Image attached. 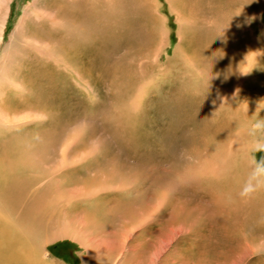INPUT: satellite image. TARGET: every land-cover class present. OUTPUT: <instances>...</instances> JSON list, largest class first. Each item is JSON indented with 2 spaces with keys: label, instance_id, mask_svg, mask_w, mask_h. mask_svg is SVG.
I'll use <instances>...</instances> for the list:
<instances>
[{
  "label": "rangeland",
  "instance_id": "obj_1",
  "mask_svg": "<svg viewBox=\"0 0 264 264\" xmlns=\"http://www.w3.org/2000/svg\"><path fill=\"white\" fill-rule=\"evenodd\" d=\"M9 1L0 110L13 129L0 135V158L12 178L11 191L0 189V215L31 231L44 264H264V230L245 206L260 191L242 196L245 183L225 191L217 186V197L213 182L199 177L210 171L209 156L237 176L245 173L246 159L251 173L264 164L261 134H250V125L264 120V91L257 90L264 85V0L223 7L201 0V10L183 9L180 0ZM235 29L242 31L239 41L259 37L251 52L263 60L249 76L250 94L225 104L236 118L233 134L244 139L197 156L180 147L179 163L170 153L171 91L182 85L178 79L202 76L216 87L219 74L208 68V60H216L211 40ZM39 68L45 94L32 93L23 103L11 82L35 87L29 76ZM49 70L58 79L54 89ZM236 82L221 96L229 100ZM62 223L87 237L91 253L85 241L54 234ZM228 238L236 242L234 251L227 252ZM238 243L252 250L240 252Z\"/></svg>",
  "mask_w": 264,
  "mask_h": 264
},
{
  "label": "bare ground",
  "instance_id": "obj_2",
  "mask_svg": "<svg viewBox=\"0 0 264 264\" xmlns=\"http://www.w3.org/2000/svg\"><path fill=\"white\" fill-rule=\"evenodd\" d=\"M8 1L9 0H0V12H2V20L0 21V44L3 41L6 23L8 21L9 15H10L9 14L10 13V5L8 6ZM235 1L236 0H219V3L217 1H216V3H218L217 5H219L220 7L221 6L223 7V6H230V5L234 4ZM200 2H201V0H191V1L190 0H180L181 7H182V5L184 6V8L189 6L191 8V10H192V6H195L197 9L200 8V10H201L203 8V4L198 6V3H200ZM208 3H210L212 5V3H214V2L212 1V2H208ZM178 5H180V4H178ZM213 8H216V7H212L209 9H210V14L214 15L215 11L213 10ZM180 13L183 14V10ZM51 14H50V16H51ZM185 14H183V15H185ZM187 15H186V17H187ZM179 16H181V15H179ZM186 17L184 19H186ZM52 19H53L52 21L54 23H56V19L55 18H52ZM186 23H188V22H186ZM190 23H192V22H190ZM190 23H189V25H190ZM186 25H188V24H186ZM237 31L238 30L235 29L234 32H236V33H233L232 35L229 34L228 37H226V38L217 37L218 39L211 40L212 43L214 44L215 48L217 47V49L214 51L215 55H216V60H210L209 59L208 60L209 61L208 62V64H209L208 68H209V70L210 69L215 70L214 72H217L219 74V78H218L219 82H218L216 87L213 88L209 83L206 82V80L204 78L202 79V77H203L202 76L201 80H196L197 79L196 77L192 81H189V80L187 81L186 80L187 78H185L184 80L178 79L182 82V85L178 84L179 86L177 85L176 87H174V90L171 91L173 93L169 97L168 105L166 104L167 107L169 108L170 118L172 121L171 122L172 128L170 130V141H171V145H170L171 146V152L170 153H171V157H173V160L179 158V163L181 162V159H180V157L176 156V153H177L178 148H180V147H183L182 149L184 150L186 156H190L193 154L195 156H197L203 152H207L210 154L218 146L225 145L226 142L229 141L230 139L232 140V142L234 140L235 141H237V140L241 141V139L243 141V139H244V138H242L241 133L233 134L232 130H233V127L236 123V118H235L234 114H229L226 111L225 104L226 105L228 104V106H229L234 100L236 101V99L238 97H240L239 95L243 94L244 96H246V95L248 96L250 94V89H251L250 87L251 86L248 82L249 76H251L252 73L254 74L255 72H258L261 69L260 66H261L263 60H261V61L257 60V57H255V53L251 52L252 47H254V46L257 47V42H258L259 37L252 36L251 40L246 39V38H240V41H239L238 40L239 35H240V32H242V31H238V32ZM199 32L201 33V31H199ZM189 33H188V35H190ZM164 38H165V36H164ZM200 39H202V38H200ZM197 42L199 43V41H197ZM93 45H94V42H93ZM83 46H85V45H83ZM191 46H193V45L191 44ZM98 48H99V46H98ZM191 49H193V48H191ZM195 49L198 50V48H196V47H195ZM200 53H201V51H200ZM90 54H92V53H90ZM247 56H249L248 60H243ZM260 56L261 55H259L258 57H260ZM1 60H4V59H1ZM84 61H87V60H84ZM193 64H195V63H192V61H190L189 65L196 66V64L195 65H193ZM177 65H179V64H177ZM185 65H187V64L185 63ZM192 66H190L191 72H192ZM203 66H205V65L203 64ZM180 67H182V66L180 65ZM198 67H197V70L199 69ZM200 67H202V66L200 65ZM179 69H181V68H179ZM250 69H253V70L246 75L240 73L241 70L247 71ZM43 71H44V69L39 68V69H36V71L33 70L31 72L30 76L28 75L29 80H30V82L28 81L29 84L32 85L33 83H37V85L35 87L32 85V87L27 89V86H26V88H24L25 85L23 86V84L21 87V85H16L15 82H11L13 87H15L14 91L17 94V96H19L20 99L24 100L23 103L26 100L32 99V97H30V94H32V93H34V94H40V93L45 94L46 89H42V87H44V86L42 84H40L41 80L39 81L40 77H38V75L43 74ZM5 72H6V66L4 64L0 65V84L2 82V79H4L6 77ZM51 73L52 72L50 70L48 72L46 71V76H47V79L51 82L50 86L54 89L55 86H53V84L58 79L55 80V76L51 75ZM169 73H171V72H169ZM198 73H200V72H198ZM263 73H264V68L261 71V74H263ZM44 74H45V71H44ZM174 77H175V75H174ZM233 80H237V82L235 83V85L233 86V88L231 90L232 94L229 93L230 96L232 95V97L229 100H227L226 98L222 97L221 95L225 94L226 90L229 89V87H230L229 85L232 84ZM8 81H10V80H8ZM103 81H104V79H103ZM257 90L259 91V93H262L264 91V85L257 88ZM161 98H162V96L160 97V99ZM42 101H44V97H43ZM161 102H163V101H161ZM0 105H1V103H0ZM3 109H4V107H3ZM164 110H165V108H164ZM2 111L0 110V129H2V130H0V135H1V133H5V132L8 133L9 132L8 129L13 127L12 123L8 124L2 120L4 115H6V114H3ZM167 115H169V114H167ZM14 117H16V116H14ZM4 119H6V118H4ZM9 119L10 118H8L7 120L9 121ZM15 120H17V119H15ZM169 125H171V124H169ZM168 134H169V132H168ZM242 141H241V143H242ZM242 145H244V144H242ZM169 150L167 152H169ZM214 160L215 159H213L212 156H209L207 158V160H205V164L207 165V167H209L210 171L208 174H206L205 172H201V174L199 176V177H202L201 179L206 180L207 182H210V183L213 182L212 188H214V189L217 188V186H218V187H220L221 191H223V190L225 191L231 185H237L239 183H241V184L246 183L249 180L250 175L252 174L251 173V166H250V163L247 159L242 162L245 173H243L242 175H238V176L235 175V173L227 167H224V168L215 167V165H214L215 161ZM9 161H10V164H13V162L11 160H9ZM17 163H19V164L14 165L15 166L14 169L17 173L20 174V172L23 169L20 165L22 163H20L18 161H17ZM5 165H8L6 163V160L0 158V189H3V191H7L11 187L8 185V183L10 182V179L12 178V174H9V172H7V169L3 168ZM29 166H31V165L29 164ZM212 188H211L212 193L215 196L217 195V197L220 196L219 194H221V192L218 193V188L215 190H213ZM259 191H260V193L256 197V201L248 202L245 204V206L250 211V217L257 223L258 228L264 230V187H261L259 189ZM14 194L16 195V193H14ZM3 202H4V200H3ZM10 202H12V201H10ZM20 208H18V210ZM226 208H227V211L231 210L230 206H226ZM148 215L149 216L145 218L146 220L148 218H151V216L153 217L154 213H150ZM25 229H26L25 226L18 224V222L17 223H15V221L12 222L9 220V218H4L0 215V264H44L45 263V261L43 259L42 260L44 262L41 260V258H39V255H38L39 253H37V251H38L37 248L33 247V245L31 244V237H32L31 231H29L28 229H26V231H25ZM54 234L55 235H61V236L62 235H68V236H71L72 238H75V239H81V240L85 241V243L88 247V250L91 249L90 253L93 250L91 245H90L91 242H89L87 240V237L83 236L84 234L81 231L70 228L69 226H66L65 223H62L60 226L58 225L56 230H54ZM166 236H168V235H166ZM229 238L236 239L233 237H229ZM229 238H228V244H226L227 248H228L227 252H230L231 250L235 249L234 246L236 244V242H234V241H229ZM236 240H238V239H236ZM237 248H240L241 249L240 252H243L245 254L250 253V251L252 250L250 245L247 243L245 246H241L238 243ZM125 250H127V252H130V250L133 251L131 248L124 247V250L122 252H124ZM237 251H239V250H237ZM125 255H126V253H125ZM153 256L154 255L152 254V257Z\"/></svg>",
  "mask_w": 264,
  "mask_h": 264
},
{
  "label": "clouds",
  "instance_id": "obj_3",
  "mask_svg": "<svg viewBox=\"0 0 264 264\" xmlns=\"http://www.w3.org/2000/svg\"><path fill=\"white\" fill-rule=\"evenodd\" d=\"M252 70L253 69L247 71L241 70L240 73L246 75ZM257 133L261 134V139L259 142L264 143V120H257L255 123L250 125V134L255 136ZM261 187H264V164L257 163L249 177V180L245 183V186L241 191V195H251Z\"/></svg>",
  "mask_w": 264,
  "mask_h": 264
}]
</instances>
